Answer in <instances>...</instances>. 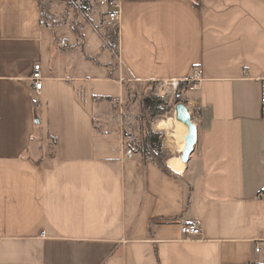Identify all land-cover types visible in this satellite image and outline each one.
Returning a JSON list of instances; mask_svg holds the SVG:
<instances>
[{
	"label": "crops",
	"instance_id": "0c3cea01",
	"mask_svg": "<svg viewBox=\"0 0 264 264\" xmlns=\"http://www.w3.org/2000/svg\"><path fill=\"white\" fill-rule=\"evenodd\" d=\"M93 1L80 40L42 25L38 0H0V264L262 262L264 0H119L117 53ZM46 5L64 16L63 0ZM195 73L183 172L168 165L181 150L171 175L128 159L126 84L140 95ZM193 221L201 235H182Z\"/></svg>",
	"mask_w": 264,
	"mask_h": 264
},
{
	"label": "rangeland",
	"instance_id": "374dc122",
	"mask_svg": "<svg viewBox=\"0 0 264 264\" xmlns=\"http://www.w3.org/2000/svg\"><path fill=\"white\" fill-rule=\"evenodd\" d=\"M63 1L65 3V13L61 19L56 18L57 21H62L69 25H80V21L82 19L87 22L92 21L90 14H87L84 18H81L76 12V6L80 4V0ZM88 1L91 5V0ZM99 17H101L100 24L103 25L104 22L105 28L108 23L107 20L104 18L102 13H99ZM125 91L127 92V98L123 103V117L125 125L123 133L124 137L126 138L125 141L130 144L131 147L138 150L139 147L142 146L144 132L147 129L161 135V139L163 141L162 145L165 149H167V152L168 150H170L171 153H176L177 150L182 151V143L184 142L183 139L186 135V130L176 123L173 110L174 105L171 106L172 109L166 111L163 115L151 116V99L153 98L152 94L155 91L151 95L145 93L138 95L128 84L125 86ZM158 98L167 100L168 104H171L172 99H167L161 96H158ZM51 151L52 150H50L49 153Z\"/></svg>",
	"mask_w": 264,
	"mask_h": 264
},
{
	"label": "trees",
	"instance_id": "16d2710c",
	"mask_svg": "<svg viewBox=\"0 0 264 264\" xmlns=\"http://www.w3.org/2000/svg\"><path fill=\"white\" fill-rule=\"evenodd\" d=\"M47 0H38L39 8H40V23L44 26L55 27L59 26L62 21H54L47 15ZM51 1V0H49ZM80 6L83 8L84 13L87 15L88 8L90 6V2L88 0H80ZM72 30L76 33L78 39H82L81 29L79 25H70ZM118 27L116 25H108L104 28L103 31V39L106 45L117 53L118 48ZM150 88L144 91L145 94H152L157 84H150ZM187 90V82H180L178 83V89L173 97L171 104H168L167 100H163L158 97H153L151 100V109L150 114L151 116L163 115L166 111H169L172 105H176L178 103L186 104L185 101L182 100V92L184 93ZM180 94V95H179ZM193 122L195 123V118L192 117ZM161 135L146 129L144 132L142 146L139 149H135L131 147L130 144H127V147L131 148L133 152H137L142 154L145 159L152 161L155 165H157L164 173L171 175L170 170L165 166V161L169 158V153L162 145ZM254 264H264V253H263V261L260 263Z\"/></svg>",
	"mask_w": 264,
	"mask_h": 264
},
{
	"label": "built area",
	"instance_id": "2783aa9c",
	"mask_svg": "<svg viewBox=\"0 0 264 264\" xmlns=\"http://www.w3.org/2000/svg\"><path fill=\"white\" fill-rule=\"evenodd\" d=\"M93 3L101 9L103 12L104 18L107 20L109 24L116 25L118 27V21H119V14H118V9H119V0H94ZM92 4V2H91ZM76 12L79 14V17L84 18L86 14L83 11V8H81L80 4L76 6ZM60 47L65 46V42L61 41L59 44ZM30 81L32 82V89L35 92H39L42 87V76L40 72V66L39 65H34L33 67V72L30 77ZM199 83L200 80L198 76L194 75L192 79H189L187 81V91H197L199 89ZM178 89V82H161L157 84L155 92L152 94L153 97H165L167 99H173L175 96V93ZM118 106L117 109H119V112L122 114V106L123 103L122 101H118L116 104H114V107ZM125 156L130 159L133 157V151L130 148H126L125 150ZM259 199L264 200V190L261 191L258 194ZM180 233L186 237H198L201 235L202 230H201V223L199 221H193L189 224L181 225L180 226ZM255 252L259 253L260 249L255 248Z\"/></svg>",
	"mask_w": 264,
	"mask_h": 264
},
{
	"label": "water",
	"instance_id": "95a60500",
	"mask_svg": "<svg viewBox=\"0 0 264 264\" xmlns=\"http://www.w3.org/2000/svg\"><path fill=\"white\" fill-rule=\"evenodd\" d=\"M174 118L177 122L182 123L187 128V133L184 136V148L179 155L182 163L186 166L189 162L197 142V126L193 122L191 114L183 103L174 105Z\"/></svg>",
	"mask_w": 264,
	"mask_h": 264
},
{
	"label": "bare ground",
	"instance_id": "6f19581e",
	"mask_svg": "<svg viewBox=\"0 0 264 264\" xmlns=\"http://www.w3.org/2000/svg\"><path fill=\"white\" fill-rule=\"evenodd\" d=\"M176 123H178L179 125L183 126L185 128V130H186V133H187V128H186L185 125H183L182 123L177 122V121H176ZM183 141H184V139H183ZM182 148H184V142L182 143ZM178 163H179V165H178ZM168 165H169L170 168L175 169L177 173H182L183 172L184 163L181 162L180 158H175V159L169 161ZM177 165H178V167H177Z\"/></svg>",
	"mask_w": 264,
	"mask_h": 264
}]
</instances>
